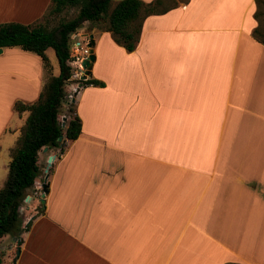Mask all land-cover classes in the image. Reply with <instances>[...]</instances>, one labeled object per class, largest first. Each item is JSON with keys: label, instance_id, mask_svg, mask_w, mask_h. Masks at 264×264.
Masks as SVG:
<instances>
[{"label": "crops", "instance_id": "crops-1", "mask_svg": "<svg viewBox=\"0 0 264 264\" xmlns=\"http://www.w3.org/2000/svg\"><path fill=\"white\" fill-rule=\"evenodd\" d=\"M50 7L0 0V24L37 25ZM255 12V0L177 1L145 19L133 52L97 28L82 38L94 40L88 79L104 87L74 93L78 139L63 153L39 152L40 172L49 157L51 166L20 208L22 228L31 222L21 242L0 241L2 264H264V45L253 37ZM18 78V101L34 103L45 72L19 48ZM28 115L18 114L14 130L2 123L0 141Z\"/></svg>", "mask_w": 264, "mask_h": 264}, {"label": "trees", "instance_id": "trees-1", "mask_svg": "<svg viewBox=\"0 0 264 264\" xmlns=\"http://www.w3.org/2000/svg\"><path fill=\"white\" fill-rule=\"evenodd\" d=\"M169 0H153L145 3L142 0H51L48 15H59L66 10H77L76 15L53 28L44 24L31 26L15 22L0 24V49L19 48L35 54L41 59L44 72L49 75L37 100L26 105L21 101L14 103V111L18 114L28 112L29 115L21 128L20 137L11 151L8 176L0 189V241L6 235L21 242L22 233L29 230L31 222L22 228L20 208L28 191L34 190L36 179L40 175L38 154L44 148L58 150L63 153L68 142L78 139L82 132L80 118L76 114L75 105L68 107L70 115L62 126L59 121L64 103L65 87L71 81L74 61L71 55V36L84 23H90L100 31L110 33L113 41L126 52H133L142 34L143 22L152 15H160L176 7L167 6ZM254 18L259 27L253 37L264 45L260 39V8L264 0H255ZM47 49L53 50L59 67V74L52 75V68L45 54ZM82 87H104L94 79L78 81ZM61 140H59V138ZM0 264L2 255L0 253Z\"/></svg>", "mask_w": 264, "mask_h": 264}, {"label": "rangeland", "instance_id": "rangeland-1", "mask_svg": "<svg viewBox=\"0 0 264 264\" xmlns=\"http://www.w3.org/2000/svg\"><path fill=\"white\" fill-rule=\"evenodd\" d=\"M117 1L119 0H113L114 3H116ZM169 1L170 2L167 3V6H174L175 4H177V1L182 2L185 0H169ZM260 11L262 16L260 18L261 30H260L259 38L264 40V7H261ZM76 13L77 10L75 9H71V10L69 9L59 15H53V16H50L47 13L43 17V19L37 24L38 25L44 24L47 28H53L59 22L73 18L76 15ZM31 26H36V24ZM94 28L95 26L93 24L85 23L83 24L82 28H80L75 34H73L74 37L72 36L73 39H71V47H70L72 56L75 55L76 53L74 42L83 41L81 46H79L83 48L85 44L89 43L90 39L87 38L89 41L88 40L86 41V40H82V38L90 36L91 31ZM111 39L112 38L110 37V40ZM118 54L119 52H114L112 55L116 57L118 56ZM48 55L51 58L55 67L58 69V63L55 58V54L53 50L51 49L48 50ZM71 67L73 69V76L75 77L73 82L78 83V80L82 74V68L78 64L77 66L74 67L73 63H71ZM79 70H81V73H78ZM48 77L49 75L45 73V82L47 81ZM20 86H21L20 78H18V48L8 49L7 54L0 55V125L2 123L8 124L9 127L12 128V130H14L16 125L18 124V113H16L15 111L13 112L14 108L12 110L11 107L13 102L15 103L18 101V90ZM75 91L76 90H72L70 86L68 87V85L65 87L66 97L62 105L60 117H59V121L62 123V125H64V123L68 120L67 118L70 115H72L68 112V107L69 104L74 99ZM19 137H20V133L18 132L16 133L15 136L13 135V133L10 134L7 133L4 137H2L0 141V172L2 170L3 165L5 163H8L9 160H11L10 152L15 148L16 141L18 140ZM39 157L41 158L43 156L40 155ZM38 162L39 164L41 163V161ZM46 165H47L46 162H43L41 166V172H40L41 180L44 179L45 176L44 170L46 168ZM39 189L41 195V186ZM33 191L34 190L28 191L29 195L27 194L28 195L27 197L30 196L33 197V193H32ZM22 205H24V202L22 203ZM21 221H22V217H21ZM5 237L7 238L8 235H6ZM6 238H4L3 241L6 240ZM3 241L2 243H5V241L4 242Z\"/></svg>", "mask_w": 264, "mask_h": 264}, {"label": "water", "instance_id": "water-1", "mask_svg": "<svg viewBox=\"0 0 264 264\" xmlns=\"http://www.w3.org/2000/svg\"><path fill=\"white\" fill-rule=\"evenodd\" d=\"M93 47H94V40L92 37H90V41L88 44V48H89V56L87 57V59H85L82 63H81V67H82V74L79 78L80 81H85L88 79V77L90 76V71L92 69V64L95 61V56L93 53ZM3 50L0 49V55L2 54ZM82 88L81 84L78 83L77 89L75 91V93L79 92V90ZM72 103H74V99L72 101ZM65 122V121H64ZM64 126V125H62ZM62 137L59 138V140H61ZM44 150L46 151L47 148H44ZM53 157H49L48 159V166L47 169L45 170V172H48L49 167L51 166V162H52ZM48 193V187L46 185V183H44L41 187V195H40V199H39V204H40V208L41 210H44V204H45V196ZM27 201V198L25 199ZM19 249L17 250V255L19 254Z\"/></svg>", "mask_w": 264, "mask_h": 264}, {"label": "built area", "instance_id": "built-area-1", "mask_svg": "<svg viewBox=\"0 0 264 264\" xmlns=\"http://www.w3.org/2000/svg\"><path fill=\"white\" fill-rule=\"evenodd\" d=\"M88 44L89 43L85 44L83 48L79 47L80 45H74L76 53H75V55L72 56L74 59V61L72 63L78 64L81 66V63L85 59H87V57L89 56Z\"/></svg>", "mask_w": 264, "mask_h": 264}]
</instances>
